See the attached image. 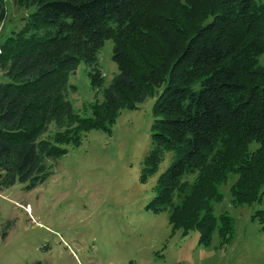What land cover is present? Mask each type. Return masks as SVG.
Masks as SVG:
<instances>
[{
  "label": "trees",
  "instance_id": "trees-1",
  "mask_svg": "<svg viewBox=\"0 0 264 264\" xmlns=\"http://www.w3.org/2000/svg\"><path fill=\"white\" fill-rule=\"evenodd\" d=\"M11 1L32 12L0 43V193L17 183L35 189L69 147L91 131L110 133L123 110L153 97L141 182L167 153L174 161L147 208L167 212L173 232L229 243L234 220L216 212L222 186L235 177V206L264 197V0ZM108 40L119 73L106 85L98 54ZM81 62L102 95L83 111L70 100ZM257 218L264 229V212Z\"/></svg>",
  "mask_w": 264,
  "mask_h": 264
},
{
  "label": "rangeland",
  "instance_id": "rangeland-1",
  "mask_svg": "<svg viewBox=\"0 0 264 264\" xmlns=\"http://www.w3.org/2000/svg\"><path fill=\"white\" fill-rule=\"evenodd\" d=\"M6 6L0 43L21 30L32 12L11 0ZM113 47L108 40L98 54L106 85L119 73ZM88 72L81 62L70 79L75 86L70 100L80 111L102 99ZM155 99L123 110L110 133L91 131L81 147H69L53 174L35 189L25 191L17 183L0 193V233L7 232L0 239V264H264V229L253 219L264 212V197L235 206L233 175L222 186L224 202L216 205V212H227L235 224L233 239L224 245L218 234L206 245L197 231L187 236L173 232L167 212L147 208L159 177L174 161V153H167L158 172L141 182L152 150Z\"/></svg>",
  "mask_w": 264,
  "mask_h": 264
},
{
  "label": "bare ground",
  "instance_id": "bare-ground-1",
  "mask_svg": "<svg viewBox=\"0 0 264 264\" xmlns=\"http://www.w3.org/2000/svg\"><path fill=\"white\" fill-rule=\"evenodd\" d=\"M30 210H31L30 207L27 206V207H26V211H27V212H30Z\"/></svg>",
  "mask_w": 264,
  "mask_h": 264
}]
</instances>
